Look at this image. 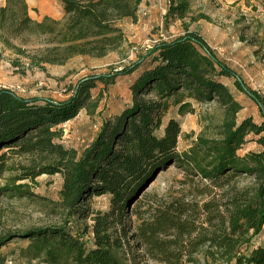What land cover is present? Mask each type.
<instances>
[{"label": "trees", "instance_id": "obj_1", "mask_svg": "<svg viewBox=\"0 0 264 264\" xmlns=\"http://www.w3.org/2000/svg\"><path fill=\"white\" fill-rule=\"evenodd\" d=\"M27 1L5 0L0 7V29H6L13 39L26 35L60 38L62 54L49 61L63 63L75 55L102 57L118 46L123 37L120 22L135 19L144 0H56L66 20L58 33L56 19L34 20ZM188 8L187 2H181L176 8L171 6L170 13L184 19ZM133 75L132 105L113 122H105L79 157L56 142L60 138L57 128L89 107L91 89L97 83L108 88L118 78ZM223 77L234 79L236 88L256 103L263 120L260 125L251 118L237 123L242 105L219 79ZM182 91L200 102L222 103L225 121L220 139H199L190 150L179 153L180 123L170 120L162 137L157 129L168 109L167 99ZM152 95L155 100L149 99ZM251 135L264 148L263 98L217 57L201 35L188 29L169 42L156 44L126 67L80 80L65 101L25 99L0 91V177L15 157L47 154L57 161L36 176H62L58 207L67 218L87 219L85 207L92 195H106L110 201L109 211L94 216L92 231L83 233L93 236L90 248L82 234H73L66 226L24 234L23 238L30 239L33 257H44L47 264H123L119 252L127 242L122 217L134 201L132 212L139 222L134 239L153 261L194 264L192 255L208 246L206 264H264V246L250 249L252 238L264 229V150L239 155ZM170 163L182 165L205 183L201 195L211 201L199 210L179 199L153 195L152 190L145 193L156 173L165 171ZM242 175L255 176V193L251 197L241 193L228 203L220 200L217 204L218 191ZM192 218H203L206 228H198L200 224Z\"/></svg>", "mask_w": 264, "mask_h": 264}, {"label": "rangeland", "instance_id": "obj_2", "mask_svg": "<svg viewBox=\"0 0 264 264\" xmlns=\"http://www.w3.org/2000/svg\"><path fill=\"white\" fill-rule=\"evenodd\" d=\"M181 2L189 5L184 19L170 13L171 6L176 8ZM28 6L30 16L38 22L45 21L46 17L56 19L60 24L56 26L57 33L66 23L56 0H29ZM119 26L123 30L122 40L105 56L75 55L63 63L49 61L54 55L62 54L63 46H58L60 38L26 35L13 39L6 29H0V91L8 90L25 99L65 101L72 96L80 80L126 67L156 44L169 42L188 29L201 35L217 57L264 100V0H146L135 19H125ZM135 77L118 78L108 88L97 83L91 89L89 107L74 120L57 128L60 138L56 142L66 150L75 151L79 157L100 134L105 122H113L132 105L130 87ZM219 79L242 105L237 123L251 118L260 125L263 120L256 103L236 88L234 79ZM149 99L155 100L156 97L152 95ZM167 102L168 109L163 113L157 135L164 136L170 120L178 121L181 125L179 153L190 150L199 139L221 138L225 121L222 103L217 100L200 102L187 91L167 99ZM257 138L249 136L239 155L263 151L264 148L256 143ZM56 161V157L47 154H26L8 161V170L0 177V264H47L44 257H33L30 239L23 238L24 234L44 227L66 226L73 234H82V240L91 247L93 236L89 233L94 225L93 218L109 211V198L92 195L87 198L85 207L86 214H89L87 219L67 218L65 210L58 207L62 176L47 173L36 176L37 172ZM256 183L254 175H242L230 186L219 190L214 201L228 203L241 193L251 197L256 191ZM204 186L205 183L188 174L185 167L170 163L165 171L156 174L144 192L152 190L153 195L179 199L200 210L199 206L211 201L210 197L201 195ZM138 198L141 199L140 195ZM135 202L122 217L126 232L123 240L127 242L123 252H119L123 264H163L153 261L134 239L139 223L132 212ZM203 220L192 218L200 224V229L202 225L206 228ZM84 232L89 233L84 235ZM194 238L195 235L192 240ZM259 246H264V229L252 238L250 249ZM207 249L208 246H203L192 255L194 264L207 263Z\"/></svg>", "mask_w": 264, "mask_h": 264}, {"label": "crops", "instance_id": "obj_3", "mask_svg": "<svg viewBox=\"0 0 264 264\" xmlns=\"http://www.w3.org/2000/svg\"><path fill=\"white\" fill-rule=\"evenodd\" d=\"M145 1H146V0H144L143 3H144ZM27 3H29V0L27 1ZM143 3H142V5H143ZM4 4H5V0H0V7L4 6ZM60 14H61V16L63 17L62 10H60Z\"/></svg>", "mask_w": 264, "mask_h": 264}, {"label": "water", "instance_id": "obj_4", "mask_svg": "<svg viewBox=\"0 0 264 264\" xmlns=\"http://www.w3.org/2000/svg\"><path fill=\"white\" fill-rule=\"evenodd\" d=\"M159 172V171H158ZM158 172L156 174H158Z\"/></svg>", "mask_w": 264, "mask_h": 264}, {"label": "built area", "instance_id": "obj_5", "mask_svg": "<svg viewBox=\"0 0 264 264\" xmlns=\"http://www.w3.org/2000/svg\"><path fill=\"white\" fill-rule=\"evenodd\" d=\"M150 49H152V48H150Z\"/></svg>", "mask_w": 264, "mask_h": 264}]
</instances>
